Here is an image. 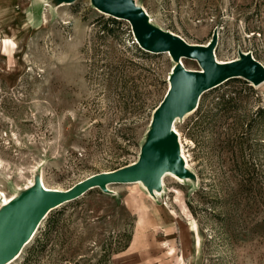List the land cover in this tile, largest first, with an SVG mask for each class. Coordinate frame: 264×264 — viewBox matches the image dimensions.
Here are the masks:
<instances>
[{"label": "rangeland", "instance_id": "374dc122", "mask_svg": "<svg viewBox=\"0 0 264 264\" xmlns=\"http://www.w3.org/2000/svg\"><path fill=\"white\" fill-rule=\"evenodd\" d=\"M134 1L190 43L216 37L217 59L264 64V0ZM175 64L93 0H0V216L41 181L66 190L137 162ZM175 126L181 178L94 187L0 264H264V82L229 79Z\"/></svg>", "mask_w": 264, "mask_h": 264}, {"label": "water", "instance_id": "95a60500", "mask_svg": "<svg viewBox=\"0 0 264 264\" xmlns=\"http://www.w3.org/2000/svg\"><path fill=\"white\" fill-rule=\"evenodd\" d=\"M93 2L105 14L128 20L137 42L145 51L167 52L175 61L181 57L194 59L198 61L200 68L191 69L183 64H175L170 76V87L154 111L148 144L137 162L92 175L66 190H44L40 185L36 186L21 204L4 210L0 216V232L6 229L13 244L0 257L2 263L9 261L28 243L53 209L81 197L94 187L107 191L108 184L144 180L153 189L160 185L165 171L174 170L183 174L187 170L179 156L177 135L172 129L173 119L197 109L204 92L229 79L244 77L254 84L264 82V65L250 53L242 54L239 60L219 63L215 55L216 37L206 45L190 43L179 34L151 25L147 14L137 8L134 0Z\"/></svg>", "mask_w": 264, "mask_h": 264}, {"label": "bare ground", "instance_id": "6f19581e", "mask_svg": "<svg viewBox=\"0 0 264 264\" xmlns=\"http://www.w3.org/2000/svg\"><path fill=\"white\" fill-rule=\"evenodd\" d=\"M136 6H137V8L138 9H140L141 10V8L137 5V3H136ZM98 9V8H97ZM101 11V10H100ZM144 12L147 14V17H148V21H149V23L151 24V25H154L152 22H151V19H150V15H149V13L147 12V11H145L144 10ZM104 13V12H103ZM245 54H247V53H245ZM254 57V56H253ZM184 57H181L179 60H176V63H178V64H183L185 67H187L186 65H185V62H184ZM217 59V58H216ZM240 59V58H239ZM239 59H235V60H239ZM217 61L219 62V63H228V62H231V61H234V60H229V61H223V60H220V59H217ZM262 63V62H261ZM263 64V63H262ZM264 65V64H263ZM188 68V67H187ZM193 110H195V109H193ZM193 110H190V111H193ZM189 113V112H188ZM180 116H177V117H175L174 119H173V122H172V129H173V132L177 135V139H178V150H179V156H180V158H181V160H182V162H183V165H184V169L185 170H188V167H189V160H188V158H187V155L185 154V151H184V148H183V145H182V141H181V136H180V132L177 130V128H176V126H175V123H176V121H177V119L179 118ZM167 175H173L174 177H176L177 179H179V178H181L183 175H182V173H179V172H176V171H174V170H167V171H165L164 173H163V175L161 176V183H160V185L159 186H156V187H154L153 189H155V188H159V187H161L162 186V184H163V181H164V179H165V177L167 176ZM140 182H142V183H144L147 187H148V185H147V183L144 181V180H141ZM39 184V183H38ZM40 187H42V189H44V190H64V189H58V188H50V187H48V186H46L45 184H44V182L43 181H41L40 182ZM34 188H36V187H33L32 189H30L31 191L27 194V195H25V196H23L22 198H19V199H15V198H12V199H9V198H5L4 199V201H5V206H4V210H8L11 206H13V205H16V204H21L26 198H27V196L31 193V192H33L35 189ZM149 188V187H148ZM150 189V188H149ZM153 189H150V190H153ZM109 189H108V187H107V191H108ZM43 223V222H42ZM38 231V230H37ZM37 231L33 234V236L28 240V243L34 238V236L36 235V233H37ZM10 239H12L11 238V235H10V233L5 229V230H2L1 232H0V257H2L3 255H5L10 249H11V247H12V244H13V242H11V240ZM20 239V236H18V238H17V240H19ZM27 243V244H28ZM19 256V255H18ZM16 259V258H15Z\"/></svg>", "mask_w": 264, "mask_h": 264}]
</instances>
